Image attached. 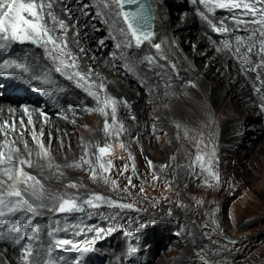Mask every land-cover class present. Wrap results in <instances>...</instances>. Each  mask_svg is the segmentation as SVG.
Masks as SVG:
<instances>
[{
	"label": "bare ground",
	"instance_id": "6f19581e",
	"mask_svg": "<svg viewBox=\"0 0 264 264\" xmlns=\"http://www.w3.org/2000/svg\"><path fill=\"white\" fill-rule=\"evenodd\" d=\"M94 1L97 9L101 11V19L108 28L109 33L105 38H100L92 30L93 24L89 21L88 12L82 8V0H48L52 8L45 9V21L50 28L55 27L57 37L67 41V51L76 58L78 67L66 69V73L79 71L88 74L87 83L93 85L90 91L98 92L101 99L107 95L121 102L116 106L115 122L110 114L103 116L98 111H89L88 109L96 107L94 97L89 95L83 86H78V78L68 79L66 75L56 72L57 64L48 58V54L46 57L37 45L14 43L8 48L18 60L28 58L32 66L29 74L9 70L0 75L6 78L5 85L0 86L3 93V102H0V150L6 155L11 154L14 161L30 160L32 167H23L43 184L45 194L56 196L58 192L64 193L71 189L67 187L69 183L76 182L87 184L84 188L78 186L79 188L97 189L98 185L87 165L81 168L66 165L74 161L79 162L86 152L88 157L93 159V153L96 152L94 142L97 139H111V136L121 138L123 134L119 132L117 137L111 128L108 133H102L104 122L108 120L113 128H118L119 124L128 128L131 124V114L135 110L151 132L165 130L170 133V150L166 153L170 159L172 156L184 155L189 144L211 129L215 132V137L227 140L226 143L233 152L237 153L245 146L253 150L257 158L261 152L264 153V118L250 131L244 130L247 123L244 119L235 118L264 114V67L260 66L261 61H264V53L260 51V42L264 41V36L260 35V30L264 29H261L259 24L240 23L239 21H250L252 18L239 15V9L233 12L216 9L214 14L210 13L199 0H184L185 8L178 11L167 8L168 0H152L156 15V34L151 40L137 47L132 36H127L128 29L120 7L113 0H109L111 8L106 6L103 0ZM49 11L57 21H64L67 25L66 32L59 29L58 24H53L51 17L47 15ZM203 11L211 15L207 20L201 15ZM169 12L171 15L176 13L177 18H167ZM174 20H177L176 25L173 24ZM208 21L219 27L222 21L229 31H214L213 37L209 36V32H206ZM175 30L184 35L179 42ZM186 32L188 34H185ZM188 35L190 42L185 41ZM237 37L242 38V41L238 42ZM225 42L228 47H225ZM156 44L160 45L159 49L154 46ZM210 44H214L213 50H208L206 56H203L202 46L206 45L205 49H208ZM166 46L169 49H166ZM180 48L188 49L189 59L199 57L192 63L195 69H192L187 58L183 57ZM248 48L252 51L249 52ZM116 50L123 53V58H119ZM169 51H173L172 56ZM206 58L210 66L205 70V76L199 77L197 70L203 68ZM167 60L173 63L168 66ZM175 68H178L181 79L178 78ZM45 73L54 83L44 84L40 80L30 78V75ZM193 78L200 83L201 90L193 85ZM101 84L103 89L99 87ZM167 99L172 100L170 108H155L151 104L153 101L165 102ZM4 101L27 102L40 129L35 130L25 111L19 108L18 128H6L8 141L5 143L2 127L5 128L9 112ZM229 105H233L234 110L225 113L223 110ZM107 111L110 113L111 109ZM97 118H100L99 123L94 120ZM43 132L46 133L42 135ZM228 140L232 143H228ZM142 141L144 146L140 158H147L152 155L149 152L150 147L148 148L149 135L146 134ZM41 143L49 153L47 157L39 155L42 152ZM106 144L110 146L111 151V154L106 156L122 152L120 142L114 140ZM49 163L59 164L61 167L49 168ZM259 163L264 165V161ZM3 167L7 165L0 166ZM7 179L3 171H0V181L6 182L0 189H7ZM13 189L23 192L24 198L36 207V214L25 210L15 216H9L5 223L0 224V264H24L22 250L28 243L36 244L33 247L39 261L43 256L45 262L47 258L52 264H94L93 251L80 254L72 245H65L63 248L55 245V241L63 240L60 235L75 233L84 239L88 238V232H74L72 228L76 227V224L65 222V214L52 209L55 202L47 195L37 199L30 194L31 188L25 191L24 183ZM36 192L39 196V188ZM89 211L86 207L82 214L87 221H105L102 215L91 214ZM76 215L77 213L70 214L72 217ZM86 220H82L83 225ZM33 229L36 230L37 236L29 240ZM154 229L155 227L150 231L153 232L151 236L154 237V246H157L161 242H157ZM73 244L79 242L75 241ZM136 254L137 252H122V255H116L114 262L127 264Z\"/></svg>",
	"mask_w": 264,
	"mask_h": 264
},
{
	"label": "rangeland",
	"instance_id": "374dc122",
	"mask_svg": "<svg viewBox=\"0 0 264 264\" xmlns=\"http://www.w3.org/2000/svg\"><path fill=\"white\" fill-rule=\"evenodd\" d=\"M103 1L106 6L112 7L109 0ZM81 3L93 24L92 30L100 38H105L109 33L108 28L101 19V11L97 9L95 1L82 0ZM167 8L172 11L183 9L184 0H168ZM112 10L115 12L113 8ZM171 14L169 12L167 18H177L176 13ZM203 15L207 18L211 16L206 11H203ZM173 24L176 25L177 20ZM177 32L175 30L179 42L184 35ZM206 32L212 37L215 34L210 25ZM189 37L190 35L185 38L186 42H190ZM213 46L214 44H210L205 49L207 46L203 45V56H206L208 50H213ZM39 48L47 57L46 51ZM166 49L169 48L166 46ZM180 50L191 68L195 69L192 63L199 57L189 59L188 49ZM116 53L119 58H123L121 51L116 50ZM169 54L172 56L173 51H169ZM166 63L170 66L173 62L167 60ZM209 66L210 62L206 58L203 68L197 70L198 76L204 77ZM176 74L181 79L178 68ZM193 85L201 90L196 78H193ZM171 102L172 100L167 99L165 102L153 101L151 104L155 108H170ZM230 110L233 112V105L223 111L226 113ZM235 118L244 119L247 122L244 130L250 131L264 118V114ZM141 119L135 110L131 114L129 127L120 131L123 134L121 138L111 136V139L95 140V146H103L114 140L124 145L120 147V154L103 157L104 161L110 159L112 162L110 173L101 172L97 163L98 178L94 179L97 189H82L78 186L84 188L87 184L76 182L77 187L64 193H56V196H75L80 202L93 194H99L109 201L131 203L133 208L112 207L105 201L99 202L101 206L98 208L84 205L83 211L88 207L89 213H98L105 221H87L82 217L83 211L73 217L70 216L71 213L65 214V222L76 224L77 228H72L74 232L85 231L89 235L83 239L74 233L60 235V238L92 247L95 254L94 264H120L114 262L116 255H122V252L130 254L129 249L134 246L137 249L136 257L128 260L127 264H264V165L259 163L264 161V153L261 152L257 158L255 152L245 146L241 151L233 152L227 145V140L215 137V132L211 129L189 144L184 155L172 156L170 159L166 154L170 150V133L165 130L151 132ZM94 120L100 122V118ZM102 133H105L104 130ZM146 134L149 135L148 148L150 147L149 152L152 155L140 158L144 146L142 139ZM50 137L52 139V134ZM228 143L232 141L228 140ZM213 149L215 159L212 161V170L218 173V181L207 168L201 169L198 163H194L198 153L210 154ZM204 159L207 161L208 156L205 155ZM153 175L159 179L154 180ZM103 177H107V183ZM112 180L117 182L118 187L113 186ZM56 206L55 204L52 209L56 210ZM83 219L87 221L84 225ZM153 226L157 238L155 239L161 242L157 246H154V237L151 236L153 232L150 230ZM96 230H102L99 239L96 238ZM92 240L95 242L86 244ZM40 261L45 262V257L42 256ZM47 261L50 260L46 258Z\"/></svg>",
	"mask_w": 264,
	"mask_h": 264
},
{
	"label": "snow or ice",
	"instance_id": "6c2138e0",
	"mask_svg": "<svg viewBox=\"0 0 264 264\" xmlns=\"http://www.w3.org/2000/svg\"><path fill=\"white\" fill-rule=\"evenodd\" d=\"M120 9L121 15L123 16L124 21L127 23V27L136 41V46L139 47L142 43V39H149L150 33L144 30V25L142 21L145 20V17L141 12H127L123 11L125 4L139 3L140 0H113ZM195 2V0H194ZM199 3L203 4L210 13H215L216 9H227L230 12L233 10L239 9V15L248 16L252 19L250 21H239L240 23H253L259 24L261 29H264V0H199ZM52 4L48 0H0V52H5L12 44L19 43H31L43 48L47 54L48 58L56 63L55 71L61 75H66L68 79H73L74 77L78 78V86H83L85 91H88L89 95L93 96L96 101L95 109H88L89 111H98L103 116H108L109 114L112 117V121H116V111L117 104L121 103L115 98L105 95L103 99L98 92L90 91L93 85L87 83L88 74L75 71L72 74H67L66 69L72 68L76 69L78 65L76 64V58L72 56L71 52L67 51V41L61 37L55 35V27L50 28L48 23L45 21V9H51ZM47 15L51 17L54 25L58 24L59 29L66 32L67 25L63 20L57 21V18L52 15L49 11ZM203 15V14H201ZM235 18V14H234ZM207 20V17H204ZM209 25L217 33H225L229 31L221 21L220 27H217L215 24H212L211 21H208ZM260 35L264 36V30H260ZM237 41H242V38L237 37ZM130 46V45H129ZM157 49L160 48L159 44L154 45ZM119 47V45H117ZM225 47H228L227 42H225ZM248 51L251 52L252 49L248 48ZM260 51L264 53V41L260 42ZM264 67V61H261V65ZM31 64L27 57L21 59H3L0 62V72L7 73L9 70H18L21 73L29 74L31 71ZM255 70V69H253ZM31 79L40 80L41 83L51 84L54 83L48 75H30ZM79 81L85 82L80 84ZM103 89V85H99ZM126 104V102H123ZM111 109L109 113L107 109ZM27 111V109H25ZM31 122V120H29ZM22 123V122H21ZM7 126V122H5ZM112 129V133L117 137L120 131L124 130L123 124H119L118 128H113L110 125L108 120L104 122V132L108 133L109 129ZM35 139V136L33 137ZM26 146V145H25ZM42 152L39 154L42 157H47L49 153L47 149L44 148L41 143ZM97 151L93 153L95 159L88 157L87 152L79 162H72L67 164L66 167L81 168L84 165L89 167L91 171L92 178L96 179L97 176V163L99 169L103 173H110L111 168L113 167L111 160L104 161L103 157L105 155H110V146L105 144L103 146L96 145ZM121 147H124L121 143ZM16 151H19L16 149ZM205 155L208 156L207 161H205ZM215 159V150L210 154H201L198 153L194 163H198L201 169L207 168L210 171L211 176L219 180V175L216 171L212 170V161ZM151 167V161L148 162ZM0 168V171H3L4 175L7 176L8 180L18 176L22 178V183L26 185V189L31 188L32 192L30 193L33 196H36L37 199H40L41 196L47 195L49 199L55 202L56 211L61 214H70L78 213L83 211L84 205H88L92 208L100 207L101 201L107 202L112 207L131 209L133 205L131 203H118L116 201H109L106 197L93 194L88 199L83 202L78 201L75 196L68 194L61 196H53L51 194H45L43 189V184L37 179V177L24 171L23 166L32 167V162L30 160L20 159L14 161L11 154H5L4 151L0 150V166H5ZM49 168L55 167L59 169L61 166L59 164H48ZM166 167V166H164ZM126 170V167H125ZM105 183L108 182L107 177H103ZM153 179H159L158 176L153 175ZM5 181H0V188H3ZM111 183L114 187H118V184L115 180H112ZM129 183H131V178H129ZM69 188H75L77 185L75 183H69L67 185ZM39 188L40 195H37L36 189ZM15 199H10V198ZM43 206V205H41ZM27 211L33 214H36V207H34L27 199L24 198V194L20 189H8L7 191H0V224H3L7 221L9 216H15L18 212ZM102 230H96V238L99 239L100 232ZM131 234V233H130ZM37 236L36 230L33 229L31 235L28 237L29 240L35 239ZM95 241H87L86 244H92ZM57 247L63 248L65 245H72V247L80 253H88L93 251L92 247L81 246L79 244H73L72 241L64 239L55 241ZM137 249L132 247L129 249L130 253H135ZM22 258L24 264H42L38 260L37 254L34 252V247L32 243H28L23 247ZM43 264H52L51 261L43 262Z\"/></svg>",
	"mask_w": 264,
	"mask_h": 264
},
{
	"label": "water",
	"instance_id": "95a60500",
	"mask_svg": "<svg viewBox=\"0 0 264 264\" xmlns=\"http://www.w3.org/2000/svg\"><path fill=\"white\" fill-rule=\"evenodd\" d=\"M123 11H127V12H141L142 11L143 16L145 17V20L142 21V23L144 25V30L146 32L150 33L151 35H150L149 39H142V43L140 46H142L146 41L151 40L155 36V34H156V32H155L156 15H155L152 0H140L139 3L125 4ZM125 24L127 25L126 22H125ZM127 29H128V27H127ZM128 31H129V29H128ZM129 33H130V31H129ZM130 35H131V33H130ZM132 39H133L134 43L136 44L135 39L133 37H132ZM175 70L177 71V68H175Z\"/></svg>",
	"mask_w": 264,
	"mask_h": 264
}]
</instances>
